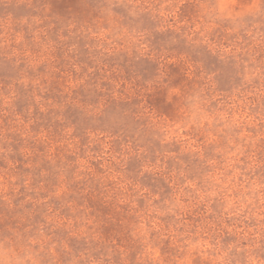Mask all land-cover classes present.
<instances>
[{"label": "rangeland", "instance_id": "374dc122", "mask_svg": "<svg viewBox=\"0 0 264 264\" xmlns=\"http://www.w3.org/2000/svg\"><path fill=\"white\" fill-rule=\"evenodd\" d=\"M0 264H264V0H0Z\"/></svg>", "mask_w": 264, "mask_h": 264}]
</instances>
